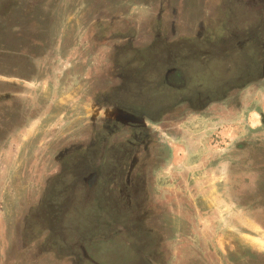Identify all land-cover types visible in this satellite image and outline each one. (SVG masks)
Masks as SVG:
<instances>
[{
    "label": "rangeland",
    "instance_id": "374dc122",
    "mask_svg": "<svg viewBox=\"0 0 264 264\" xmlns=\"http://www.w3.org/2000/svg\"><path fill=\"white\" fill-rule=\"evenodd\" d=\"M157 1L0 0V264H10L12 240L24 214L36 208L61 149L87 140L95 117L117 114L95 104L93 93L106 90L130 59L109 56L121 41L95 45L88 32L97 22L107 33L112 25L122 28L127 15L141 24ZM188 1L196 20L210 18L223 36L239 31L254 42L256 35L264 55V0ZM135 38L134 45L144 43L139 33ZM244 51L214 58L194 76L197 91L222 97L237 76L255 73L254 49ZM95 78L102 79L96 90ZM226 95L202 112L183 110L187 115L165 128L150 123L164 153L150 171V199L165 218L163 264H264V80ZM71 224L84 230L79 221ZM99 251L91 264L139 262L127 249Z\"/></svg>",
    "mask_w": 264,
    "mask_h": 264
},
{
    "label": "flooded vegetation",
    "instance_id": "af4514ba",
    "mask_svg": "<svg viewBox=\"0 0 264 264\" xmlns=\"http://www.w3.org/2000/svg\"><path fill=\"white\" fill-rule=\"evenodd\" d=\"M188 4V0H158L151 6L152 16L141 24L127 15L122 28L115 24L107 33L97 22L88 32L95 45L121 41L111 45L109 56L130 59L120 74L111 71L108 92L96 90L101 78L93 80L95 104L117 114L111 119L95 117L85 130L87 140L61 149L36 208L24 214L19 235L12 240L10 264H91L102 245L110 256L117 248L127 249L130 259L139 260L135 264H163L165 231L159 225L165 218L150 199V171L164 153L150 123L165 128L188 112L199 113L224 100L235 89L264 80L257 36L254 42L239 31L225 37L210 18L197 21ZM124 6L116 11L122 14ZM135 32L141 35L137 41H144L141 45L133 43ZM242 46L254 49L258 76L251 71L237 76L222 97L200 94L194 76L207 72L214 58L225 61L242 55L246 50ZM134 90L135 100L129 96ZM41 221L45 227H39ZM76 221L84 230L69 226Z\"/></svg>",
    "mask_w": 264,
    "mask_h": 264
}]
</instances>
